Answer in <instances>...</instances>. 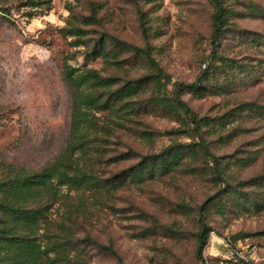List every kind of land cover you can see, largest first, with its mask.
<instances>
[{
  "label": "rangeland",
  "instance_id": "obj_1",
  "mask_svg": "<svg viewBox=\"0 0 264 264\" xmlns=\"http://www.w3.org/2000/svg\"><path fill=\"white\" fill-rule=\"evenodd\" d=\"M7 2L11 12L0 9V166H41L65 146L71 115L65 61L88 64L121 81L140 80L157 63L170 74V89L176 80H196L211 65L203 85L181 95L211 118L203 136L228 167L230 181L205 170L209 158L202 150L142 183L130 182L128 175L111 206L95 207L92 224L86 225L90 264H205L197 255L202 215L212 228L206 263L228 264L237 248L251 251L248 260L264 261V0H224L230 12L217 56L211 54L212 0H53L50 10L32 17L24 0ZM79 24L86 29L85 43L60 31ZM101 38L123 59L120 67L101 57L86 59V50L99 46ZM132 44L149 48L150 56ZM145 99L137 119L161 134L153 142L130 134L113 138L110 156L129 148L139 152L111 161L107 169L114 174L129 173L140 156L170 144L200 140L183 111L171 113ZM251 101L256 105L248 106ZM217 116L226 125L220 126ZM177 128L190 133L167 131ZM221 128L230 135L226 141L219 138Z\"/></svg>",
  "mask_w": 264,
  "mask_h": 264
},
{
  "label": "trees",
  "instance_id": "obj_2",
  "mask_svg": "<svg viewBox=\"0 0 264 264\" xmlns=\"http://www.w3.org/2000/svg\"><path fill=\"white\" fill-rule=\"evenodd\" d=\"M7 1L0 2V9L10 13L12 4ZM52 1L24 0V5L29 7V16L32 17L50 10ZM212 1L215 12L211 54L217 56L230 10L226 8L224 0ZM72 17L71 13L69 24ZM60 31L64 35H76L75 43H85L82 36L86 29L81 24L74 25V28L63 26ZM132 47L150 56L149 48L135 44ZM85 57L87 60L101 57L108 66L120 67L123 63L117 51L107 49L103 38L99 39V46L86 50ZM210 68L209 64L194 81H174L170 89L171 76L157 63L140 80L121 81L118 76L104 75L101 69L88 64L79 67L65 61L62 76L71 98L70 126L65 146L41 166L14 162L0 166V264H90L87 246L91 244L92 236L86 225L92 224L95 207L104 209L111 206L115 194L129 182L128 175L131 176L130 182L142 183L155 178L157 171L164 173L176 169L184 163V158H196L202 150L209 158L205 160V170L215 175L217 180L228 183L231 172L222 165L221 156L212 151L203 136V129L207 131L212 127L211 118L196 112L181 95L187 88L203 85ZM147 91L148 96H144ZM145 97V100L171 113L183 111L186 124L193 125L192 129L200 140L170 144L150 157L140 156L136 165L129 167V173H124V170L120 175L114 174L107 169L111 161L127 160L139 155V152L129 148L119 156H110L111 145L117 142L113 138L130 134L153 142L161 134L137 119L141 115L138 104ZM255 105L254 101L248 102V106ZM216 119L220 126L226 125L221 116ZM187 129L167 131L190 133ZM220 130L219 138L226 141L230 135L222 132L223 128ZM204 207L201 206L202 209ZM211 229L202 215L197 255L203 262L206 261L204 248ZM83 230L84 235L81 234ZM103 247L114 251L111 245ZM228 264H264V261L252 263L236 257Z\"/></svg>",
  "mask_w": 264,
  "mask_h": 264
},
{
  "label": "built area",
  "instance_id": "obj_3",
  "mask_svg": "<svg viewBox=\"0 0 264 264\" xmlns=\"http://www.w3.org/2000/svg\"><path fill=\"white\" fill-rule=\"evenodd\" d=\"M236 255H237V257L245 258V259H251V258H253V254H251V251H244L241 248H237L236 249ZM206 262L207 261H205V264H208Z\"/></svg>",
  "mask_w": 264,
  "mask_h": 264
},
{
  "label": "water",
  "instance_id": "obj_4",
  "mask_svg": "<svg viewBox=\"0 0 264 264\" xmlns=\"http://www.w3.org/2000/svg\"><path fill=\"white\" fill-rule=\"evenodd\" d=\"M252 263H254V261L253 260H250Z\"/></svg>",
  "mask_w": 264,
  "mask_h": 264
}]
</instances>
